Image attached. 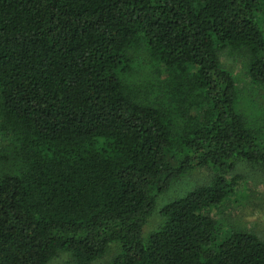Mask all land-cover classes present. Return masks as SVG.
<instances>
[{
	"label": "trees",
	"instance_id": "1",
	"mask_svg": "<svg viewBox=\"0 0 264 264\" xmlns=\"http://www.w3.org/2000/svg\"><path fill=\"white\" fill-rule=\"evenodd\" d=\"M225 49L246 54L249 86L220 63ZM138 55L157 85L134 80ZM251 88L264 91V0H0L13 151L0 161V264L60 251L89 264L111 245L105 264H264L256 234L210 215L236 193L237 162L264 165ZM195 169L211 180L164 203L144 235L157 198Z\"/></svg>",
	"mask_w": 264,
	"mask_h": 264
},
{
	"label": "rangeland",
	"instance_id": "2",
	"mask_svg": "<svg viewBox=\"0 0 264 264\" xmlns=\"http://www.w3.org/2000/svg\"><path fill=\"white\" fill-rule=\"evenodd\" d=\"M137 66H134V77L137 82H148L152 86L157 85L159 80L153 74L151 67L143 62L138 55ZM220 63L228 69L233 70L239 79V85H248V77L245 72L246 54L239 49L230 51L222 50L219 54ZM144 80V81H143ZM251 98H248L245 108L264 110V91L253 89ZM244 112L246 109L241 108ZM1 135V134H0ZM2 136V135H1ZM7 137H0V161L13 159V151L7 147ZM13 162L1 167L4 170L10 168ZM210 169H195L185 173L177 180L172 182L170 188L160 195L156 201V207L143 226V234L147 235L157 228L162 222L160 213L161 206L186 193L192 188L207 184L212 178ZM228 177L237 178L238 187L234 195H230L217 208H211L210 215L222 222L225 227H231L242 231H250L264 242V165L237 162L234 169L228 173ZM115 246L107 250L106 254L100 259H96L89 264H105L114 255ZM47 264H76L72 255L66 251H60L53 256Z\"/></svg>",
	"mask_w": 264,
	"mask_h": 264
}]
</instances>
